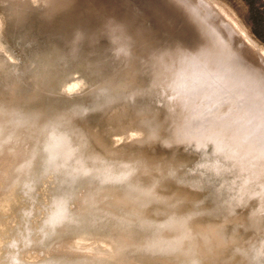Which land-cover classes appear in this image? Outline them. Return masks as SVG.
Returning <instances> with one entry per match:
<instances>
[{
	"label": "rangeland",
	"instance_id": "374dc122",
	"mask_svg": "<svg viewBox=\"0 0 264 264\" xmlns=\"http://www.w3.org/2000/svg\"><path fill=\"white\" fill-rule=\"evenodd\" d=\"M210 1L227 19L202 0L205 9L230 21V39L264 50V0ZM145 24L129 0H0V264H264V78L236 72L235 87L201 77L188 60L201 30L170 40ZM245 54L263 75L264 59ZM128 68L147 73L123 75L121 91L107 93L112 104L95 111L109 76ZM161 104L184 109L182 124L217 118L218 132L244 135L239 145L217 135L169 143L177 120L169 128ZM110 181L135 190L139 208L118 200ZM177 243L183 258L160 252Z\"/></svg>",
	"mask_w": 264,
	"mask_h": 264
},
{
	"label": "water",
	"instance_id": "95a60500",
	"mask_svg": "<svg viewBox=\"0 0 264 264\" xmlns=\"http://www.w3.org/2000/svg\"><path fill=\"white\" fill-rule=\"evenodd\" d=\"M129 1L143 16L146 27L157 32V36L160 38L171 40L178 37V39L184 38L186 41L191 38L195 39L198 37V31L187 26V21L203 27L206 33L205 42L193 45L188 60L195 69L201 67L200 73L204 76H208V72L214 73L215 79L227 78L228 85H236L235 87H239L238 81H240L236 72L242 73L243 71L245 73L246 71L257 79L260 78L258 76L264 78V74L259 73L260 68L254 67L255 64L252 66L253 61L249 60L245 54L244 42H235L230 39L229 33L226 32V27L223 25V23L227 25V21L222 19L223 23L218 22L219 19L215 18L211 11L203 8L197 13L188 0H186L187 6L184 1L181 5L180 0ZM194 34L195 37H193ZM197 72L199 73V70Z\"/></svg>",
	"mask_w": 264,
	"mask_h": 264
},
{
	"label": "bare ground",
	"instance_id": "6f19581e",
	"mask_svg": "<svg viewBox=\"0 0 264 264\" xmlns=\"http://www.w3.org/2000/svg\"><path fill=\"white\" fill-rule=\"evenodd\" d=\"M196 2V4H198V5H201V6H203V8H206V4L205 3H203L202 2V0L200 1V0H195ZM206 1H208L211 5H212V8H217L216 7V5H214V3H212L210 0H206ZM179 2V1H178ZM185 3V5L187 6L188 5V3H187V1H184ZM180 4L182 3V1L180 0V2H179ZM179 3H178V5H179ZM193 6H195L194 5V3H191ZM190 4V5H191ZM182 5V4H181ZM209 6V5H208ZM196 7V6H195ZM200 9V8H199ZM202 10V9H201ZM219 10V11H218ZM216 12L217 13H219V15L220 16H222L221 18H226L227 19V17H226V15L223 13V11L222 10H220V9H216ZM104 13V12H103ZM102 17L103 18H105L106 17V14L105 15H102ZM228 21H229V19H228ZM189 22H191V21H189ZM230 22V21H229ZM228 22V23H229ZM227 23V24H228ZM192 25H194V29H196L197 31H198V27H200L201 29H199V30H201V32L200 33H202V37L200 38V42H205V40L204 39H206V33H205V31H204V29H203V27H201L199 24H196V23H191ZM224 25V24H223ZM198 28V29H197ZM104 33V32H103ZM243 36V39H245V42H244V47L245 48H247L252 54H253V56H254V58L256 59V58H259V59H264V50L261 48V47H259V46H257V45H254L246 36H244V35H242ZM239 37H241L240 35H239ZM202 43H200V44H202ZM200 44H198V45H200ZM198 50V49H197ZM200 50V49H199ZM100 51V50H99ZM94 55L96 56V58L97 59H99V52H98V49L97 48H94ZM121 53V52H120ZM119 54V53H118ZM109 61V60H108ZM255 61H257L258 62V60H255ZM110 62V61H109ZM192 68V67H191ZM104 69H105V71L106 70H109V71H111L112 73L116 70V68L115 67H113L112 65H110V64H108V63H105V66H104ZM193 69L194 68H192V71H193ZM185 70V69H184ZM192 71H190V72H192ZM182 72V71H181ZM185 72V71H184ZM184 72H182V73H184ZM194 72V71H193ZM192 72V73H193ZM197 72V71H196ZM118 74H116V73H114L113 75L111 74V76H109V82H107L106 83V85H104L105 87L101 90V93H100V97L99 98H97V100H96V104H95V106H96V110L95 111H99V110H101L102 108H107V107H109V105H111L112 104V102L109 104H107V103H105L106 101V99H107V97H108V94H109V90H112V91H116V92H120L121 91V89H120V87L122 86V85H125L123 82H122V80H123V75H130L129 77H132L133 78V82H137V81H139L140 80V78L141 77H144L145 76V74L147 73H141V74H139V73H133L132 72V69L130 68H128V70H126L125 69V71L124 70H122V72H121V70H119V72H117ZM181 73V74H182ZM198 73V72H197ZM156 74V73H155ZM185 74V73H184ZM120 75H121V77H120ZM157 75V74H156ZM159 75V74H158ZM157 75V76H158ZM175 75V74H174ZM191 76L192 75H194V74H190ZM200 75H201V77L203 76V77H205L202 73H200ZM199 75V76H200ZM182 76V75H181ZM183 76H185V75H183ZM198 76V74L195 76L194 75V77H197ZM198 76V77H199ZM119 77V78H118ZM153 80H152V82H151V85H152V91H149L148 93H150V94H152V95H155V97L156 96H158V94H157V92H156V88L158 87L157 86V81H156V78H155V75H153ZM187 77V73H186V76H185V78ZM197 77V78H198ZM239 77H241V76H239ZM177 78V77H176ZM184 78V77H183ZM184 78V79H185ZM189 78V77H188ZM197 78H195V79H197ZM248 78H249V76H248ZM248 78H246V80L248 81ZM253 78V77H252ZM158 79H159V77H158ZM181 79V78H180ZM190 79H192V78H190ZM199 79H200V77H199ZM204 79V78H203ZM253 79H255V78H253ZM257 79V78H256ZM182 80V79H181ZM180 80V81H181ZM186 80V79H185ZM227 80V79H226ZM250 80H252V79H250ZM160 81L161 82H163L161 79H160ZM182 81H184V80H182ZM188 81H189V79H188ZM187 81V82H188ZM191 81V80H190ZM198 81V80H197ZM202 81V80H201ZM204 81V80H203ZM253 81V80H252ZM159 82V81H158ZM192 82V81H191ZM215 82V81H214ZM255 82H257V80H255ZM180 83V82H179ZM254 84V83H253ZM256 84V83H255ZM254 84V85H255ZM254 85H253V87L252 88H254ZM175 86V85H174ZM190 86V85H189ZM256 87H258V85H256ZM113 88H115V89H113ZM173 89H176V90H178V88H173ZM201 89V88H200ZM204 89V88H203ZM202 89V90H203ZM189 90V89H188ZM257 90V89H256ZM186 91H187V89H186ZM190 91H191V88H190ZM201 91V90H200ZM173 92H175V91H173ZM192 92V91H191ZM203 92H204V90H203ZM207 92V91H206ZM108 93V94H107ZM147 93V94H148ZM186 92H184V94H185ZM94 94L95 95H97L98 96V94L96 93V92H94ZM111 94H112V92H111ZM110 94V95H111ZM187 94V93H186ZM196 94V93H195ZM195 94H193V95H195ZM203 94V93H202ZM109 95V96H110ZM139 95V94H138ZM149 95V94H148ZM189 96L190 95H192L191 93H189L188 94ZM119 96V95H118ZM117 96V97H118ZM150 96V95H149ZM217 96V95H216ZM185 97V96H184ZM202 97H205V96H202ZM193 99V98H192ZM209 99V98H208ZM118 100V99H117ZM117 100H115V101H113V102H116ZM184 100V99H183ZM194 100H195V98H194ZM221 100V99H220ZM187 101H189V100H187ZM184 102V101H183ZM221 102H223V100L221 101ZM185 103V102H184ZM186 104V103H185ZM193 105V104H192ZM161 106H163V107H161L160 109H162L163 108V110H165V112H163V111H159V114H160V117H165V122H168L169 123V128H170V126L172 125V123H174V120L176 121L177 120V129L179 130L178 131V134L175 132V135L173 134V137H171L172 139H168L167 140V142H169V143H171V142H174V141H176L177 143H182V144H185V143H188V144H192L193 143V141H196L197 143L196 144H198V145H200L201 144V142L200 141H202L204 138H210V140H214L217 136L218 137H223L222 139H224V140H221V138H220V142H222L224 145H226L227 143H226V141L228 142V144H229V142H231L232 143V141L231 140H233V142L236 144V145H239L240 144V142H239V140L240 139H242V138H240V136H242V134H243V132H241L240 130H237V129H235L236 131H240L241 133V135L240 134H238L239 135V138H238V135H237V133L233 130V132H232V130L231 131H223L224 129H226L227 128V126L224 128V129H222L221 128V131H217L218 130V128L217 127H219V126H217L218 124H220V125H222L223 123H225V122H221L220 120L218 121L217 120V118H216V121H215V119H214V121H211V122H209L208 123V125H209V127L208 128H204V123H205V121L204 122H202L201 121V117L199 118V121H197V122H195L194 123V121H188V122H185V124H182L183 123V121L184 120H186L185 118H186V116H185V114H187L186 112H185V110L184 109H182L183 110V112L184 113H182V115H181V112L180 111H175V106L174 105H172V104H169V105H164V104H161ZM185 106V105H184ZM181 107V106H180ZM182 108V107H181ZM216 108V107H215ZM221 108V107H220ZM209 109V108H208ZM174 110V111H173ZM197 110H199V109H197ZM230 110V109H229ZM205 111V110H204ZM206 111H208L207 109H206ZM96 112V113H97ZM176 112V113H175ZM188 112V111H187ZM209 112V111H208ZM207 112V113H208ZM212 113V112H211ZM229 113V112H228ZM78 114H79V112L78 111H76L75 109L71 112V117L69 118V120H67V122H65V123H70L71 122V118H73V117H78ZM225 114V113H224ZM162 115V116H161ZM184 115V116H183ZM197 115H200V114H198L197 113ZM205 115H206V112H205ZM204 115V116H205ZM188 116V115H187ZM209 116H210V113H209ZM214 116V115H213ZM233 116V115H232ZM177 117V118H176ZM196 117H199V116H196ZM206 117H207V115H206ZM217 117V116H216ZM208 118V117H207ZM211 118H214V117H211ZM218 118L220 119V116H218ZM222 118V117H221ZM242 118V117H241ZM196 119V118H195ZM223 119V118H222ZM234 119V118H233ZM191 120V119H190ZM197 120V119H196ZM231 120V119H230ZM230 120H229V122H230ZM210 121V120H209ZM232 121V120H231ZM244 121V120H243ZM182 122V123H181ZM208 122V121H207ZM218 123V124H217ZM226 123H228V120H226ZM242 123V122H241ZM181 124H182V126H181ZM236 124V123H235ZM243 124V123H242ZM207 125V124H206ZM205 125V126H206ZM207 125V126H208ZM238 125V124H237ZM217 126V127H216ZM231 126V124H229V127ZM241 126V125H240ZM221 127V126H220ZM220 127H219V130H220ZM223 127V126H222ZM232 127V126H231ZM243 126H241V128H242ZM245 127H247L246 125H245ZM245 127H244V130H245ZM216 128H217V130H216ZM236 128V127H235ZM238 129H240V127H237ZM230 129V128H229ZM247 130V129H246ZM170 131H172L173 132V129H172V127H171V129H170ZM243 131V130H242ZM249 131V130H248ZM52 133V132H51ZM219 134H220V136H219ZM50 135H52V134H50ZM215 135V137H213ZM217 135V136H216ZM222 135V136H221ZM244 135V134H243ZM254 136V135H253ZM217 137V138H218ZM262 137V136H261ZM260 137V138H261ZM231 138V139H230ZM257 138V137H256ZM259 137H258V139H260ZM262 138H264V137H262ZM251 139V138H250ZM206 140H208V139H205V141ZM215 140H217V139H215ZM248 140V139H247ZM49 141H51L50 139H49ZM238 141V142H237ZM253 141V140H252ZM257 142H258V140H256ZM219 142V141H218ZM251 142V141H250ZM262 142H264L263 140H262ZM50 143V142H49ZM48 143V144H49ZM226 143V144H225ZM1 144V143H0ZM57 144H59V142H57ZM168 144V143H167ZM223 144H220V145H223ZM263 144V143H262ZM198 145H196V146H198ZM204 145H205V143H204ZM203 145V146H204ZM216 145H218V144H216ZM220 145H219V147H220ZM223 145V146H224ZM223 146H221V147H223ZM241 146V145H240ZM206 147V146H205ZM242 148H243V146H241ZM46 148V147H45ZM224 148H225V146H224ZM232 148V147H231ZM230 148V149H231ZM237 148V147H236ZM219 148H217V150H218ZM220 149H222V148H220ZM230 149H229V151H230ZM264 149V148H263ZM217 150H215V151H217ZM227 150H228V148H227ZM227 150H222V153L224 152V151H226L227 152ZM233 150L235 151V150H237V149H235V148H233ZM242 150V149H241ZM220 150H218V152H219ZM240 151V150H239ZM47 152V151H46ZM221 152V151H220ZM231 152H232V150H231ZM249 152V151H248ZM225 153V152H224ZM229 153V152H228ZM236 153H238L239 154V152H237L236 151ZM47 154V153H46ZM227 154V153H226ZM225 154V155H226ZM206 155V154H205ZM216 155V154H215ZM228 155V154H227ZM231 155H233V154H231ZM235 155V154H234ZM220 156H223V155H220ZM237 156H239V155H237ZM244 156V155H243ZM246 157H249L250 156V154L248 155H245ZM244 156V157H245ZM253 156H254V154H253ZM253 156H251V157H253ZM79 157V156H78ZM92 157V156H91ZM240 157H241V155H240ZM251 157H250V159H247V160H252V161H250V163L251 162H253V161H255L254 159H251ZM231 159L232 158H234V156H232V157H230ZM243 158V157H242ZM254 158V157H253ZM262 158H264V157H262ZM46 159V158H45ZM228 159V158H227ZM226 159V160H227ZM236 159H238V158H236ZM236 159H234V160H236ZM239 160V159H238ZM237 160V161H238ZM241 161H242V159H240ZM244 160V159H243ZM257 160V159H256ZM47 161V160H46ZM83 162H85L84 160H83ZM92 162V161H91ZM244 162V161H243ZM246 162V161H245ZM94 163V162H93ZM183 163V162H182ZM219 163V162H218ZM217 163V164H218ZM240 163V162H239ZM242 163V162H241ZM240 163V164H241ZM247 164L249 163V162H246ZM249 163V164H250ZM50 164V163H49ZM52 164V163H51ZM132 164V163H131ZM170 164V163H169ZM82 165V164H81ZM101 165H102V163H101ZM100 165V166H101ZM105 165V164H104ZM129 165V164H128ZM173 165V164H172ZM242 165V164H241ZM251 165H252V163H251ZM49 166V169L51 168V165H48ZM84 166V165H83ZM94 166V165H93ZM99 166V167H100ZM125 166V165H124ZM244 166H246V165H244ZM253 166V165H252ZM251 166V167H252ZM55 167H56V165H55ZM96 167V166H95ZM175 166H173V167H171V168H174ZM179 167V166H178ZM47 168V167H46ZM86 168H88V167H86ZM104 168H106V167H104ZM108 168H109V166H108ZM116 168V167H115ZM168 168V167H167ZM92 169H93V167H92ZM99 169H101V168H99ZM98 168L96 169L97 171L99 170ZM113 169V168H112ZM179 169V168H178ZM242 169V168H241ZM244 169V168H243ZM249 169V168H248ZM51 170V169H50ZM74 170V169H73ZM85 170V169H84ZM88 170V169H87ZM86 170V171H87ZM91 170V169H90ZM96 170H94V171H96ZM102 170H104V169H102ZM110 170V169H109ZM120 170V169H119ZM168 170V169H167ZM244 170H246V169H244ZM54 171V170H53ZM79 171H82V170H79ZM121 171H123V170H121ZM254 171V170H253ZM83 172V171H82ZM101 172H103V171H101ZM109 172H111V171H109ZM51 173V172H50ZM90 173H92V171L90 172ZM89 173V174H90ZM122 173V172H121ZM166 173V172H165ZM248 173H249V171H248ZM259 173V172H258ZM258 173H256L255 174V172H254V174H253V176L254 175H257L256 177L258 178V176H259V174ZM264 173V172H263ZM77 174V173H76ZM95 174V173H94ZM99 174H100V172H99ZM105 174V173H104ZM109 174V173H108ZM130 174V173H129ZM58 175V174H57ZM96 175V174H95ZM164 175V174H163ZM248 175V174H247ZM250 175V174H249ZM98 176V175H97ZM100 176H102V175H100ZM162 176V175H161ZM94 177V176H93ZM125 177V176H124ZM123 177V178H124ZM249 177V176H248ZM247 177V178H248ZM255 177V178H256ZM59 178V177H58ZM95 178V177H94ZM111 178H113V177H111ZM126 178V177H125ZM159 178V177H158ZM254 178V177H253ZM252 178V179H253ZM100 179H102V178H100ZM117 179V178H116ZM122 179V178H121ZM120 179V180H121ZM155 179V178H154ZM157 179V178H156ZM57 180V179H56ZM102 180H104V179H102ZM108 180V179H107ZM118 180V179H117ZM116 180V181H117ZM119 180V181H120ZM122 180H124V179H122ZM248 179H246V181H247ZM105 181V180H104ZM104 181H102V182H104ZM109 181V180H108ZM157 181H160V180H157ZM110 182H112V181H110ZM154 182H156V181H154ZM101 183V182H100ZM105 183V182H104ZM130 183V182H129ZM112 184H117V187L119 186V188L118 189H116L117 190V193H120V196L118 197V200L120 199L123 203H125V204H130V205H132V207L134 206L136 209L135 210H137V208H139V206L138 205H136L135 203H134V201H136V198L135 197H133L132 195L134 194H130V193H132L133 191H135V190H133V189H130L129 188V186H126L125 188L121 185V184H119V183H116V182H112ZM111 185V184H110ZM127 185V184H126ZM264 187V186H263ZM153 189V188H152ZM72 192V191H71ZM144 192V191H143ZM150 192V191H149ZM65 193V192H64ZM68 193V192H67ZM137 193V192H136ZM145 193V192H144ZM69 194V193H68ZM150 194V193H149ZM149 196H151V195H149ZM64 197V196H63ZM145 198V197H144ZM146 199V198H145ZM144 199V200H145ZM154 200H157L158 201V199H156V198H153ZM64 200V199H63ZM149 200H151V199H149ZM58 201V200H57ZM68 201V200H67ZM63 202V201H62ZM120 202V201H119ZM150 202H152V201H150ZM137 203H139V202H137ZM140 203L142 204V202L140 201ZM56 208H57V206H56ZM139 211V210H138ZM137 211V212H138ZM65 212V211H64ZM94 212V211H93ZM132 212V211H131ZM81 213V212H80ZM135 213V212H134ZM138 214V213H137ZM139 216V215H138ZM171 216V215H170ZM140 217V216H139ZM172 217V216H171ZM256 217V216H255ZM174 218V217H173ZM256 219V218H255ZM258 219V218H257ZM256 219V220H257ZM168 220V219H167ZM172 220V219H171ZM255 220V221H256ZM182 221V220H181ZM180 221V222H181ZM185 221V220H184ZM253 221V220H252ZM137 222V221H136ZM172 222V221H171ZM179 222V223H180ZM254 222V221H253ZM175 223H177L176 221H175ZM136 224V223H135ZM171 224V223H170ZM178 224V223H177ZM134 225V224H133ZM155 225H156V223H155ZM154 225V226H155ZM171 225H173V224H171ZM150 226V225H149ZM165 226H167V224H165ZM173 226H175L176 227V225H173ZM158 227V226H157ZM139 228V227H138ZM142 228V227H141ZM145 228H148V227H145ZM158 229H159V227H158ZM157 229V230H158ZM175 229V228H174ZM146 230L148 231L149 229H144L143 228V232H141V231H138V232H136L135 230H132L133 231V233L134 234H138V233H140V235L141 236H144V234H146ZM154 230H155V227H154ZM153 229H152V231H154ZM188 231V230H187ZM148 232H150V231H148ZM157 233V232H156ZM136 234V235H137ZM149 238V237H148ZM159 240H161V239H159ZM160 242H162V241H160ZM179 242V241H178ZM160 245H163L162 243H159ZM151 246V245H150ZM162 249H165V250H163V251H160V252H167V251H169L170 250V252L171 253H175V255H177V254H179L181 257H182V255L181 254H184L185 252L187 253V251H185L184 249H182L181 247H179V245H178V243L177 244H175L174 246H170V248H162ZM144 251H145V249H144ZM155 252H157V251H154L153 253H155ZM146 253V252H145ZM150 253V252H149ZM183 258V257H182Z\"/></svg>",
	"mask_w": 264,
	"mask_h": 264
}]
</instances>
